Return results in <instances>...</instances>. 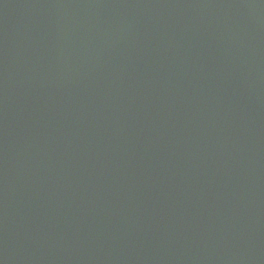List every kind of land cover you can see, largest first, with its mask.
<instances>
[{
  "label": "water",
  "instance_id": "obj_1",
  "mask_svg": "<svg viewBox=\"0 0 264 264\" xmlns=\"http://www.w3.org/2000/svg\"><path fill=\"white\" fill-rule=\"evenodd\" d=\"M0 264H264V0H0Z\"/></svg>",
  "mask_w": 264,
  "mask_h": 264
}]
</instances>
